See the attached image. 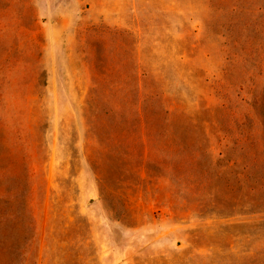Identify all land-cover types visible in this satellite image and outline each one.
<instances>
[{"label":"rangeland","instance_id":"1","mask_svg":"<svg viewBox=\"0 0 264 264\" xmlns=\"http://www.w3.org/2000/svg\"><path fill=\"white\" fill-rule=\"evenodd\" d=\"M0 264H264V0H0Z\"/></svg>","mask_w":264,"mask_h":264}]
</instances>
